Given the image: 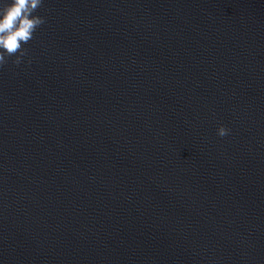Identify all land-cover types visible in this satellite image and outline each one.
I'll return each instance as SVG.
<instances>
[{"label":"water","instance_id":"1","mask_svg":"<svg viewBox=\"0 0 264 264\" xmlns=\"http://www.w3.org/2000/svg\"><path fill=\"white\" fill-rule=\"evenodd\" d=\"M37 14L0 67V264H264V0Z\"/></svg>","mask_w":264,"mask_h":264},{"label":"clouds","instance_id":"2","mask_svg":"<svg viewBox=\"0 0 264 264\" xmlns=\"http://www.w3.org/2000/svg\"><path fill=\"white\" fill-rule=\"evenodd\" d=\"M44 0H0V67L9 62L19 65L25 56L26 45L34 38L45 18L37 14ZM230 129L220 125L217 135L226 136Z\"/></svg>","mask_w":264,"mask_h":264}]
</instances>
